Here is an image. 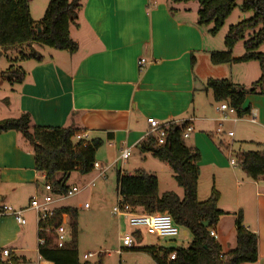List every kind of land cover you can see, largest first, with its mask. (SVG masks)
Wrapping results in <instances>:
<instances>
[{
    "label": "crops",
    "instance_id": "obj_1",
    "mask_svg": "<svg viewBox=\"0 0 264 264\" xmlns=\"http://www.w3.org/2000/svg\"><path fill=\"white\" fill-rule=\"evenodd\" d=\"M30 2V17L38 22L48 0L42 1L39 18L33 17ZM191 3L194 2L174 4L171 8L163 0H79L77 20L69 27L70 38L77 45L74 54L35 44L0 48V60L5 58L24 74L19 83L0 78V120L28 114L32 125L72 128L77 134H84L86 142L99 139L102 146L95 162L97 154L105 152L104 160L119 167L121 173H125L120 167L126 161L120 159L121 151L127 148L131 153L140 152L139 145L149 137L147 119L174 125L186 123L193 128L192 142L186 147L200 153L199 178L203 166L210 167L213 177L221 176L223 153L210 142L220 120L214 114L221 118L216 111L219 103L205 90L209 79L220 78L213 76L216 67L209 61L213 48L206 47L204 32L197 25L198 5ZM30 50L39 54L41 60L19 59ZM204 56L211 67L201 65ZM237 58L240 57H234ZM141 59L146 61L144 67H139ZM0 72L4 71L0 68ZM243 108L255 112L256 122L250 123L246 116L235 123L224 122L244 124L238 145H226L230 154L248 152L244 150L248 148L264 150V85L262 94L245 96ZM218 143L224 145L221 139ZM226 166L232 171L231 193L238 212L231 213L218 202V209L225 215L214 227L215 240L223 253L236 247L234 221L240 213L243 227L257 237L258 259L252 264H264V178L253 181L237 165ZM104 180L106 185L105 176ZM218 193L222 198L223 193ZM44 195V175L34 170L32 148L19 133L0 134V208L27 209L31 200ZM248 198L255 201L253 213L242 206L241 201ZM63 201L53 208H64L58 206ZM80 207L79 204L77 209ZM27 213L35 218V241L25 230V219L21 226L11 216L0 217V263L4 261L1 252L6 249L14 264H52L39 257L37 216L30 209L24 212ZM61 221V227L70 229L68 216L62 215ZM69 232L67 244L71 242V229Z\"/></svg>",
    "mask_w": 264,
    "mask_h": 264
},
{
    "label": "trees",
    "instance_id": "obj_2",
    "mask_svg": "<svg viewBox=\"0 0 264 264\" xmlns=\"http://www.w3.org/2000/svg\"><path fill=\"white\" fill-rule=\"evenodd\" d=\"M237 0H170L172 4L196 2L198 5L197 25L212 26L208 33L216 35L226 19L236 8ZM81 6L79 0H48L43 17L33 22L29 14L28 0H0V48L31 46L48 47L57 51L74 54L77 45L71 40L69 27L75 24ZM241 12L251 13V17L229 27L224 38V50L209 53L212 65L257 62L260 77L249 89L234 86L226 79L206 82L205 90L210 91L213 101L226 103L236 111L238 118L249 114L243 108L246 95L262 94L264 85V53L259 49L264 45V0H241ZM40 30V32H38ZM249 32L245 40V33ZM243 42L244 54L237 59L232 57V50L238 42ZM20 60L40 61L41 56L30 50L27 56L20 55ZM0 78L8 82H21L24 74L10 66L0 72ZM186 123L170 124L163 145L156 146L154 137L149 136L139 145L142 154L165 163L172 172L176 184L183 190L179 198L172 192L158 195V182L155 176L137 171L132 175L116 173L117 195L122 203L132 212L145 214L166 212L173 223L185 229L192 240L186 248L146 247L154 264H252L258 259L257 237L246 230L242 216L237 214L234 221L236 247L223 253L221 247L209 234L214 231L219 218L225 213L218 209L219 193L211 189L209 198L204 202L197 199L200 154L195 149L186 147L181 138ZM16 132L32 148L34 170L44 175V184L49 185L55 195L66 193L69 176L73 172L87 175L92 171L95 155L102 146V141H74L78 133L72 128L40 127L32 125L28 114L16 119L0 120V134ZM212 140V137H211ZM219 144V143H218ZM220 145V144H219ZM237 166L246 176L256 181L264 178V150L233 153ZM60 176V177H59ZM62 215L69 218L71 242L62 249L53 247L54 231L61 224ZM208 223L205 228L202 224ZM39 257L52 264H88L79 261L76 249L77 210L57 208L53 217L37 226ZM138 238V237H137ZM134 248L130 249L133 250ZM138 250V249H137ZM174 254V260L169 257ZM100 257L97 264H101ZM14 264L10 254L9 260ZM0 264H7L1 262Z\"/></svg>",
    "mask_w": 264,
    "mask_h": 264
},
{
    "label": "rangeland",
    "instance_id": "obj_3",
    "mask_svg": "<svg viewBox=\"0 0 264 264\" xmlns=\"http://www.w3.org/2000/svg\"><path fill=\"white\" fill-rule=\"evenodd\" d=\"M42 1L43 0H31L30 9L32 11L33 17L39 18L43 8L41 7ZM163 1L168 2L171 8L175 6L170 2V0ZM191 5L197 4L194 2L191 3ZM44 6L47 7V5ZM240 6L241 0H237L236 8L226 19L223 27L216 35L212 36L208 33V31L212 28L211 25L201 27V31H203L205 35V43L207 48L212 46L213 51H223L224 38L227 35L229 27L251 17V13L241 12L239 9ZM249 34V32L245 33V40L248 38ZM259 52L264 53V45L260 47ZM243 54V42L241 41L238 42L233 48L232 57H241ZM201 65L204 68L208 67L209 62L206 56L202 57ZM9 66L10 62H7L5 58L0 60V68L2 71H6ZM215 67L216 68L213 76H216V78L220 79H227L234 86L244 89L250 87L251 84L256 82L260 77V70L257 62L231 63L218 65ZM214 116L220 119V116L217 113H215ZM245 118L248 119V115ZM243 125L244 124L240 122L236 125L231 123H223L222 130L224 133L227 134L228 132H232L235 137L221 135L219 137L214 136L212 140L210 139V142L213 144V146L223 153V158L221 159L224 161L222 163L224 167L223 174L215 178L212 175L213 172L210 167L203 166L197 184V199L199 202L206 201L210 196L211 189L214 188L215 191L223 193L222 198L221 195L219 197V204H222L225 209L228 208V210H232L231 213L234 214L238 212V207L234 202V199L232 198L233 194L231 193L233 189V183H231L233 181L231 173L232 171L226 166L229 163V160L234 161V155L226 151V145L233 144V147L238 145V140L240 138L239 131L241 128H243ZM214 130L215 129H213V131ZM202 135L207 137L206 134ZM191 137L187 140H183L185 146H189L190 142H192ZM220 139L224 143L222 146H218ZM232 150H235V148ZM244 150L259 151L258 149L255 150L254 148H248ZM100 152H103L102 149ZM105 158H107L105 152L101 153L100 155L97 154L96 156V162H98L99 165L109 166V169L105 175V178H107L106 185L104 184L105 180L103 178L97 177V173L93 170L87 175H81L78 172H73L70 174V177L67 180V185L81 188L87 183L94 181V187L89 190H84L80 194L70 197L58 204L59 207L77 210L76 249L79 261L84 263L85 261L83 260V255L92 254L95 256L86 262L88 264H97L99 262V254H101V264H154L150 255L142 250L143 248H186L190 244L192 238L185 229L180 228L178 235L174 239H158L153 236H147L141 232L140 237L137 238L136 236L133 250H124L120 256L116 254V251L118 250L119 233L131 234L134 231L128 227L126 221L123 218L114 217L111 213L112 208L116 206L118 200L116 193V173L119 170V167L110 166L111 163L104 160ZM208 158H211L210 155ZM112 159L113 157H110L109 161ZM120 168L122 172L131 175L137 171H143L155 176L158 182V195H161L165 192H172L179 198L183 197V190L176 184L171 170L165 166L163 162L153 158L150 154H142L137 151H133L132 153L130 152L129 159L124 161L122 167ZM234 171L241 174L240 170ZM241 203L242 206H245V208H243L247 210V212H249L250 209L253 213L254 208L252 207L255 205V201L253 199L251 200L248 198L244 202L241 201ZM79 204L81 207L77 209ZM84 205H87V208H84ZM247 215L249 216L248 213ZM22 217L28 223L25 227V230L32 235L33 240L35 241L36 227L33 226V222L35 220L34 216H32L30 213H23ZM120 219H123L121 223H119ZM222 226L224 229L226 228L227 220L223 221ZM63 230L70 229L69 227H61L58 232H62ZM225 234L226 233L222 235L223 239L227 237Z\"/></svg>",
    "mask_w": 264,
    "mask_h": 264
},
{
    "label": "built area",
    "instance_id": "obj_4",
    "mask_svg": "<svg viewBox=\"0 0 264 264\" xmlns=\"http://www.w3.org/2000/svg\"><path fill=\"white\" fill-rule=\"evenodd\" d=\"M139 67H144L146 65V61L141 59L139 61ZM216 111L221 114V118L219 120V124L215 131L216 136H220L224 134L222 130V124L224 122H237L240 120L236 115V111L229 107L226 103L222 102L216 107ZM248 121L252 124L256 122V114L253 111H250L248 114ZM148 124V136L154 137L156 140V146L163 145L165 142L166 131L171 123H161L155 119H147ZM193 132V128L190 125H186L184 128L181 138L182 140H186L189 138V135ZM228 137H232L233 133L228 132L226 134ZM76 141L84 140L86 141L87 137L84 134H76L74 136ZM130 157V149H123L120 154L121 160H127ZM230 165H237V162L234 160L229 161ZM109 169V166H102L98 163H94L92 166V170L97 173V177L103 178L105 173ZM94 187V181L89 182L85 187L76 188V187H68L67 191L63 195H55L52 193L49 185L44 184V191L45 195L41 199H33L30 201L29 206L27 209L33 210L36 213L38 224L45 223L49 221L54 215V208L53 205L68 199L70 197H74L86 189H92ZM118 196V195H117ZM84 208H87V205H84ZM27 209H20L14 210L9 206H3L0 208V217L2 216H11L15 219L18 225H25V220L22 217V214ZM111 213L114 217L123 218L128 227L132 229L134 232L123 233L119 235L118 242H119V249L117 251V255H121L122 251L134 248V243L136 240V236L140 237L141 232H143L147 236H153L156 238H166V239H174L179 233V227H177L171 217L166 213H154V214H145L142 212H132L131 209L122 203L121 198L118 196L117 204L115 207L112 208ZM61 221L60 226L54 231V240H53V247L56 249H62L67 245L70 234L69 230H63L62 232H58V230L63 226ZM38 230L41 232L44 231L43 228L39 225ZM212 238H216L214 231L209 232ZM42 240L38 239V244H42ZM2 257L4 258L3 262L7 264H11L9 260L10 251L3 250L1 252ZM92 254H85L83 255V260H88L92 258ZM169 260H174V254L169 257Z\"/></svg>",
    "mask_w": 264,
    "mask_h": 264
},
{
    "label": "water",
    "instance_id": "obj_5",
    "mask_svg": "<svg viewBox=\"0 0 264 264\" xmlns=\"http://www.w3.org/2000/svg\"><path fill=\"white\" fill-rule=\"evenodd\" d=\"M38 32H40V30H38ZM202 225H203L205 228L208 227V223H203Z\"/></svg>",
    "mask_w": 264,
    "mask_h": 264
}]
</instances>
